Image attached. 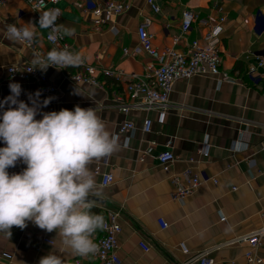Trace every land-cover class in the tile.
I'll return each mask as SVG.
<instances>
[{"label": "crops", "instance_id": "1", "mask_svg": "<svg viewBox=\"0 0 264 264\" xmlns=\"http://www.w3.org/2000/svg\"><path fill=\"white\" fill-rule=\"evenodd\" d=\"M120 1L129 8L96 27L80 2L62 0L57 23L74 29V35L64 36L69 49L96 66L117 68L126 75L141 74L150 58L138 51V26H145L157 49L188 53L192 41L205 44L206 33L219 25L220 69L243 76L247 62L264 54V33L255 29L262 26L259 14L264 12V0H155L158 12L147 0ZM184 9L192 11L195 19L183 34L179 20ZM47 10H33L24 0H6L2 6L0 102L11 95L9 84L19 83L22 91L18 99L29 106V94L39 92L41 100L51 98L47 106H41L36 119H42L44 112L74 110L76 105L91 107L118 138L117 151L89 165L102 192L101 201H93L91 212L104 217L108 210L119 213L118 264H197L202 253L211 256L214 264H247L244 253L248 245L238 238L264 227V80L251 84L244 78L243 85L208 73L177 79L171 86L170 105L162 115L156 109L120 112L119 98L126 99V76L119 83L99 75L102 87H97L72 82L67 72L76 67H49L46 72L36 68L56 89L44 93L35 84L9 77L7 68L31 64L34 52L46 54L54 48L44 39L46 29L38 24L40 11ZM220 18L223 21L219 22ZM29 22L37 26L32 48L5 38V25L19 27ZM7 107L0 109V115ZM145 119L152 122L148 133L142 131ZM127 120L133 129L118 133L119 125ZM205 145L206 157L198 153ZM5 146L0 141V148ZM165 150L175 156L167 172L157 161V155ZM187 167L208 179L183 201L172 200L173 178ZM25 168L18 161L7 170L17 174ZM104 173L113 176L106 186L101 184ZM161 220L166 227L161 226ZM11 232L10 237L0 233V264H38L49 253L60 256L64 264H96L88 256L75 255L55 231L46 232L32 222L23 230L13 226ZM100 234L98 230L94 239ZM140 243L149 250L144 251ZM255 253L264 257V237Z\"/></svg>", "mask_w": 264, "mask_h": 264}, {"label": "clouds", "instance_id": "2", "mask_svg": "<svg viewBox=\"0 0 264 264\" xmlns=\"http://www.w3.org/2000/svg\"><path fill=\"white\" fill-rule=\"evenodd\" d=\"M46 7L38 0L37 9ZM60 9L40 11L39 28L49 29V39L74 35V29L58 24ZM36 25H5L3 34L13 44H31L37 37ZM84 62L79 52L68 47L52 48L46 54L34 52L32 69L47 71L71 68ZM30 70V71H31ZM11 95L0 102V233L12 235L13 226L25 229L28 222L46 232L55 231L75 255L99 252L95 233L108 225L100 214L91 212L93 198L102 195L89 165L111 156L120 147L118 138L110 134L94 108L61 109L42 113L51 98L41 100L40 93L29 94L31 106L18 97L22 88L10 83ZM76 94H81L76 90ZM21 161L26 168L10 175L7 169ZM38 264H64L63 259L49 253Z\"/></svg>", "mask_w": 264, "mask_h": 264}, {"label": "built area", "instance_id": "3", "mask_svg": "<svg viewBox=\"0 0 264 264\" xmlns=\"http://www.w3.org/2000/svg\"><path fill=\"white\" fill-rule=\"evenodd\" d=\"M33 10L36 8L38 0H24ZM62 0H44L47 9L58 8V4ZM80 2L84 10L92 15V24L96 27L107 23L111 18L125 12L129 5L120 0H73ZM6 0H0V11ZM151 9L154 12L159 11V6L155 0H147ZM44 7V8H46ZM61 12V10H60ZM262 18V26H256L257 33H264V12L259 14ZM195 16L188 9L182 10L179 20L181 33H186L194 21ZM223 21V18L218 20ZM220 31L219 25H215L205 35V44H201L198 40L191 42L188 53L178 52L172 48L157 49L152 44L151 35L148 34L144 25L137 28V36L139 41L138 51H142L148 55L150 62L145 65L141 74L131 73L125 74L122 70L111 67H100L94 64L84 62L76 66L74 72H67V77L74 83H81L90 86L102 87L98 80L99 75L111 78L116 82H121L126 76L124 82V94L126 99H120L118 109L126 114L131 109L151 110L156 109L162 115L170 105L169 94L173 82L177 79L189 78L196 74L208 73L219 75L221 81L243 84V79L251 83H258L264 80V54L254 56L252 60L247 62L243 76H232L226 71L220 69L221 58L217 48V35ZM50 30L46 29L44 39L47 43L55 48L68 47L65 38L50 40ZM22 45L32 48L31 44L23 43ZM42 53V52H40ZM43 54V53H42ZM31 64L21 66H11L7 68V73L11 78L29 82L39 86L44 93H55L56 89L51 86L47 78L37 69H32ZM52 67V66H50ZM55 68V67H53ZM66 69V68H64ZM31 70V71H30ZM152 122L150 119H145L142 126V131L148 133L151 131ZM133 129V124L130 121L122 122L117 131L118 133H126ZM208 147L205 145L199 149L198 153L202 156H207ZM175 160L174 154L165 150L157 155V161L164 171L169 170L170 164ZM8 171V170H7ZM10 175L13 173L8 171ZM95 173H98V167H95ZM113 176L111 173L101 175V184L103 186L112 182ZM208 179L202 172H196L190 167H187L181 174L173 178L175 183L174 192L171 199L175 201H183V199L191 194L201 181ZM216 182L215 179H212ZM119 213L117 211L108 210L105 215V221L108 225L107 229L101 232V235L94 239L99 244V252L95 255H88L96 264H118L119 258L117 255V234L121 230L118 222ZM261 218L264 219V212L261 213ZM161 226L166 227L165 222L160 221ZM262 237H264V227H261L254 232L238 238V241L245 242L248 245V250L244 253L247 264H264V257L258 256L255 251L262 246ZM144 251H148L149 247L144 243L139 244ZM4 258H9V255L3 254ZM75 264H78L77 262ZM197 264H214V259L206 253L197 256Z\"/></svg>", "mask_w": 264, "mask_h": 264}, {"label": "water", "instance_id": "4", "mask_svg": "<svg viewBox=\"0 0 264 264\" xmlns=\"http://www.w3.org/2000/svg\"><path fill=\"white\" fill-rule=\"evenodd\" d=\"M93 201H101L99 198H93Z\"/></svg>", "mask_w": 264, "mask_h": 264}, {"label": "trees", "instance_id": "5", "mask_svg": "<svg viewBox=\"0 0 264 264\" xmlns=\"http://www.w3.org/2000/svg\"><path fill=\"white\" fill-rule=\"evenodd\" d=\"M103 217H104V216H103ZM101 232H102V231H101ZM100 235H101V234H100ZM100 235H99V236H100ZM99 236L95 237V239L98 238Z\"/></svg>", "mask_w": 264, "mask_h": 264}]
</instances>
